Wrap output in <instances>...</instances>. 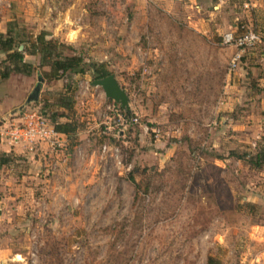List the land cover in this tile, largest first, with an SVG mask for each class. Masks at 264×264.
Masks as SVG:
<instances>
[{
  "label": "rangeland",
  "instance_id": "obj_1",
  "mask_svg": "<svg viewBox=\"0 0 264 264\" xmlns=\"http://www.w3.org/2000/svg\"><path fill=\"white\" fill-rule=\"evenodd\" d=\"M234 2L237 30L260 42L231 69L238 49L195 30L182 3L0 0V34L14 21L23 49L46 32L128 95L124 110L91 69L48 79L38 54L0 81V122L35 105L77 125L72 145L85 138L59 164L42 144L0 167L25 175L20 196L0 180V264H264V164L248 160L264 159V0Z\"/></svg>",
  "mask_w": 264,
  "mask_h": 264
},
{
  "label": "trees",
  "instance_id": "obj_2",
  "mask_svg": "<svg viewBox=\"0 0 264 264\" xmlns=\"http://www.w3.org/2000/svg\"><path fill=\"white\" fill-rule=\"evenodd\" d=\"M13 22L8 23L6 33L0 34V52L5 54V64L0 69V81L7 79L12 72L24 75L31 74L34 68L24 60L25 53L31 55L38 54L40 56L41 64L49 67V71L46 72L48 79H59L66 74H83L88 69H91L95 78H102L109 75L103 63L85 61L83 56L78 54L70 45L61 43L54 38H46V35H48L46 32H40L34 40L28 41L29 45L25 44L23 49L19 50L17 42L22 40L13 31V28H15ZM60 102L61 107L67 110L72 108V102ZM47 119L57 132L66 135L70 139L78 128L72 121L58 122L54 120L52 122L49 118ZM13 157L18 158L12 152H0V167L9 164L10 158ZM236 157L245 158L246 155H236ZM248 160L250 164L256 167H261L264 164V159H262L260 153L250 156Z\"/></svg>",
  "mask_w": 264,
  "mask_h": 264
},
{
  "label": "crops",
  "instance_id": "obj_3",
  "mask_svg": "<svg viewBox=\"0 0 264 264\" xmlns=\"http://www.w3.org/2000/svg\"><path fill=\"white\" fill-rule=\"evenodd\" d=\"M146 1V0H144ZM165 7H171L174 4H183L187 8V18L190 20L194 26L193 28L198 32L210 33L218 32L219 35L223 36L224 33L229 31H236L238 28V21L243 20L241 17V12L237 8L238 2L234 0H160ZM255 5V4H254ZM264 6V5H263ZM237 8V9H235ZM239 12V13H238ZM245 12V11H243ZM242 12V13H243ZM241 21H239L240 23ZM1 32V26H0ZM1 53V52H0ZM84 133H79L78 142L81 140V143L78 145H70L71 141L66 135L61 134L58 141V145H55L54 148H50L47 145H44L43 151L44 154L48 155V158L51 157L52 161L54 160V165L59 164V161L62 162L63 158L69 156L70 153H73L78 146H83L85 138L83 137ZM88 141V140H87ZM58 146H62L61 149H58ZM57 147L56 150H54ZM7 148V149H6ZM52 150L53 153H52ZM0 151L3 152H12L15 156L24 157L22 155L29 154L30 151H25V149L19 146H9L6 143L0 142ZM25 151V152H24ZM36 161L41 160L43 156L42 153L32 156ZM45 158V157H44ZM65 160V159H64ZM63 160V161H64ZM53 165V166H54ZM23 174L19 176L11 175H0V180L8 181L10 177L14 180L11 189L15 191L18 196L24 191ZM26 189H31V186L26 187ZM19 201V199H18ZM18 203V202H16ZM20 208V205H18Z\"/></svg>",
  "mask_w": 264,
  "mask_h": 264
},
{
  "label": "built area",
  "instance_id": "obj_4",
  "mask_svg": "<svg viewBox=\"0 0 264 264\" xmlns=\"http://www.w3.org/2000/svg\"><path fill=\"white\" fill-rule=\"evenodd\" d=\"M223 43L235 46L238 51L230 60V67H237L244 48L254 47L260 42V35L253 31H229L222 36ZM125 121V120H124ZM61 133L43 115L39 106H27L20 113L0 122V142L9 146H19L25 151L38 149L40 145L54 148ZM106 146L103 145V150ZM24 151V152H25Z\"/></svg>",
  "mask_w": 264,
  "mask_h": 264
},
{
  "label": "water",
  "instance_id": "obj_5",
  "mask_svg": "<svg viewBox=\"0 0 264 264\" xmlns=\"http://www.w3.org/2000/svg\"><path fill=\"white\" fill-rule=\"evenodd\" d=\"M21 49H22V45L19 46V50ZM42 80H43L42 77L37 78V83L35 87L26 98L27 103L37 101ZM91 85L100 86L107 98L112 99L114 102L119 103L124 110H128V95L126 94V91L119 85L113 74H109L102 78H96L91 82ZM25 107L26 105L19 108L16 112H13L5 119L17 115Z\"/></svg>",
  "mask_w": 264,
  "mask_h": 264
}]
</instances>
